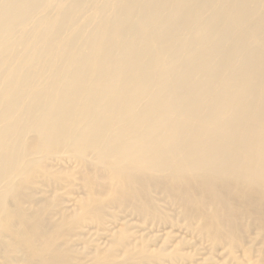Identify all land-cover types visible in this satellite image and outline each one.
Masks as SVG:
<instances>
[{
  "label": "bare ground",
  "instance_id": "6f19581e",
  "mask_svg": "<svg viewBox=\"0 0 264 264\" xmlns=\"http://www.w3.org/2000/svg\"><path fill=\"white\" fill-rule=\"evenodd\" d=\"M89 1L0 98V264L264 262V0Z\"/></svg>",
  "mask_w": 264,
  "mask_h": 264
},
{
  "label": "rangeland",
  "instance_id": "374dc122",
  "mask_svg": "<svg viewBox=\"0 0 264 264\" xmlns=\"http://www.w3.org/2000/svg\"><path fill=\"white\" fill-rule=\"evenodd\" d=\"M70 1L48 0L46 9L40 10L36 14V23L25 35L16 37L14 34L5 45V50L4 46L0 47V98L12 99L14 87L10 85L11 91L8 94H4L5 88L13 79H17L19 68H23L20 70L30 69L35 79L39 78L40 73L43 75L51 72L53 54L62 46V40L52 37L57 33L59 24L64 17L62 5ZM100 2L101 0H90L87 3V9H96ZM18 54H21V60L17 59ZM32 88L33 85L29 87V89ZM2 130L0 128V133ZM9 152L11 151L5 150L6 154ZM260 264H264V262Z\"/></svg>",
  "mask_w": 264,
  "mask_h": 264
}]
</instances>
